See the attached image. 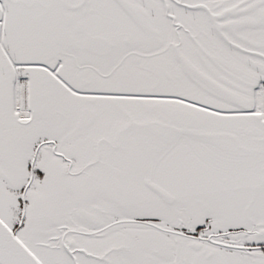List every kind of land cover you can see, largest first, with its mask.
<instances>
[{"label":"snow or ice","instance_id":"obj_1","mask_svg":"<svg viewBox=\"0 0 264 264\" xmlns=\"http://www.w3.org/2000/svg\"><path fill=\"white\" fill-rule=\"evenodd\" d=\"M0 264H264V0H0Z\"/></svg>","mask_w":264,"mask_h":264}]
</instances>
